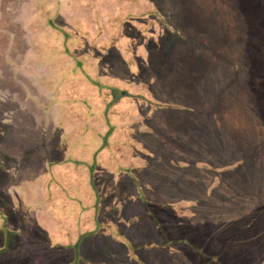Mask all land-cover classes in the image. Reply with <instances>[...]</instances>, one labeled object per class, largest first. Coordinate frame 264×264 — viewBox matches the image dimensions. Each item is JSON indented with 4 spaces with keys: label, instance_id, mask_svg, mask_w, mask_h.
<instances>
[{
    "label": "rangeland",
    "instance_id": "obj_1",
    "mask_svg": "<svg viewBox=\"0 0 264 264\" xmlns=\"http://www.w3.org/2000/svg\"><path fill=\"white\" fill-rule=\"evenodd\" d=\"M40 1L0 0V212L14 230L0 264H264V0H61L51 22L72 24L67 33L52 31ZM94 7L103 28H125L123 38L106 53H92L87 39L68 55L78 28L91 30ZM94 66L114 96L117 82L131 83L128 90L148 92L159 104L140 97V115L150 114L132 125L151 130L150 139L136 134L161 160L144 171L157 193L143 183L148 202L187 203L177 217L155 211L169 243L123 175L118 194L129 223L122 233L133 249L85 229L74 250L63 245L67 232L57 221L67 211L47 201L60 194L45 192L46 168L62 158L63 132L76 135L72 122L64 130L58 119L83 121L70 88L83 87L76 75ZM55 86L65 95L55 97ZM60 167L54 179L70 178L84 193L79 174ZM110 178H96L102 220H115Z\"/></svg>",
    "mask_w": 264,
    "mask_h": 264
},
{
    "label": "trees",
    "instance_id": "obj_2",
    "mask_svg": "<svg viewBox=\"0 0 264 264\" xmlns=\"http://www.w3.org/2000/svg\"><path fill=\"white\" fill-rule=\"evenodd\" d=\"M40 2L45 3L47 8L46 11L48 13L46 12V16L44 18H46V20L49 22L52 31H58V33H67L66 31H73V25L68 24L67 22L59 23V26L52 24V22H54L61 14V0H42ZM93 10L91 30L89 31L86 27L82 29L80 27L78 28L77 34L74 38L77 39V45L74 47L73 51L72 49L67 50L68 55L74 54V52H76L80 46L84 47L87 39L92 42V53L99 50H103L104 53H106L108 48L113 47V45L115 47L114 43H116V41L113 39L119 38L117 40L119 43L121 38H123V29H125L124 27L116 31L111 30L110 28L108 30L103 28L104 25L100 22L96 7H94ZM91 31H94V33ZM105 34L107 35V38ZM129 36L126 37L130 38ZM72 38L73 37L71 36L70 39ZM74 39L70 42L73 43ZM69 46L70 45L65 44L64 47L69 48ZM84 52L87 53V51ZM99 57L100 55H98V59ZM79 62L81 67L82 61L79 60ZM81 73L82 74H80V76H78V74L76 76L80 82L85 83L83 87L76 86L74 88H70L66 85H68V83L70 84L71 82L59 83V85L63 84L67 90L68 88L71 90L74 89L72 91L73 93L71 94L74 95L75 102L72 104H77L76 108L81 111V114L78 113L77 115H81L80 117L83 119V121L77 119L76 115L72 117V119L67 118V122H61L60 119H58V126L64 130L65 125L69 122H72L71 126L73 129H76V132L74 131L76 135H69L71 131L68 134L67 130H63V135L58 144L61 148L60 150L62 152V158H60L55 163L49 162L47 165L46 174H48L49 177L46 176V183L44 186L47 195H50L51 192L54 193L55 189L57 190L55 193L57 195L60 194L58 195L59 197H56L57 199L49 196L47 201L57 200L55 202H58L59 206L64 207L67 211L66 214H63V218L60 219V221H57L60 226H65V224L62 223L65 220L67 223L66 226L69 227V229L65 231L67 233L63 234V239L67 241L70 240V229L75 230V235L79 239L80 237L78 235L81 237L84 235L82 229H85L86 231H88L87 229H90L89 232H91V234L101 232L105 235L113 237L129 250L133 249V246L129 243L127 237L122 233L124 227L129 223L128 220H124V217L121 214V202L119 199L121 195L118 194H123V191L119 189V185L121 176L124 175L131 180V182L139 191L137 197L144 205L147 214L151 216L152 220L157 225L160 233L166 239V242L164 243H169L170 239L164 232V227L161 221L157 218L155 211L161 209L171 211L173 216L177 217L180 207L186 205L187 203L185 201H180L178 203L160 202L157 204H151L145 197L143 191L144 187L140 178L138 177V173L142 172L144 166L152 157V153L142 141H139L136 134L137 132L132 126L135 121H138V119L142 118L140 115L139 102H136L134 96H128L127 92L129 90L125 82H117V85L121 88L120 95L118 97L114 96L113 93L110 92V87L112 84L109 82H98L99 80L95 66L93 69L91 68L89 73ZM93 80L97 82H93ZM143 85L146 86V84ZM57 88L58 87L55 86V97H59L58 94H60V96H64L66 92H61V89L58 90ZM148 96L150 97V95ZM149 97L148 99H150ZM150 100L151 104H154V107L159 105H157V103L152 99ZM56 101H58L57 98ZM137 114H139L138 117ZM65 135L68 137V139H64ZM76 138H79L77 140L82 141L83 144L81 145L88 144L87 151L89 150V153H87L88 155L85 157L79 154L78 150L81 145L79 146L78 144H75ZM71 148H74L72 152ZM57 166H61L62 168L60 167L59 169H62L63 171H70V173L73 175L79 174V183L82 184L83 182V187L85 188L84 190L86 192H84L85 195L79 189L80 186L77 188V185H73L72 180L69 182L68 179L70 178L66 179L67 181L62 180L61 182L54 179L51 172L52 169L56 168ZM101 173L104 175L108 174L111 177L109 180H107V182H105V185H107V188H110L112 191H114L113 197L116 200L114 201L113 207L111 209H113L115 213V220H102L99 217L101 196L99 192L100 185H97L96 178L98 177V174L101 175ZM66 183H69L70 186L68 184L66 186ZM64 187H66L68 191L65 190ZM71 188L74 190L72 191ZM60 189H62V192H60ZM12 231L14 232L12 226H10L8 216L0 212V237L3 241V245L0 247V253L6 251L5 246L7 245L5 243L7 242V237L10 233H12ZM76 244L77 243H72V248L74 246L77 247ZM148 245H152V243ZM130 253L133 255L132 252Z\"/></svg>",
    "mask_w": 264,
    "mask_h": 264
},
{
    "label": "crops",
    "instance_id": "obj_3",
    "mask_svg": "<svg viewBox=\"0 0 264 264\" xmlns=\"http://www.w3.org/2000/svg\"><path fill=\"white\" fill-rule=\"evenodd\" d=\"M107 1V0H106ZM126 2H128V1H126ZM70 7H72V5H70ZM101 7V6H100ZM102 16V15H101ZM101 16H100V22L102 23V22H106V21H104L102 18H101ZM154 16L157 18V14H154ZM164 19V18H163ZM106 20V19H105ZM167 22V21H166ZM131 85V83H129V84H127L126 86L128 87V86H130ZM131 87V86H130ZM128 89H129V87H128ZM141 93H142V91H138V93H136V92H131V89L127 92V94H128V96H134V99L136 100V102H139L140 103V97L141 98H144L146 101L148 100V102H149V104L151 105V100L150 99H148V94L147 93H145L144 95H141ZM151 108L153 109L154 107L153 106H151ZM151 109V110H152ZM147 113V115H145V116H142V117H146L147 118V116H149V114H150V111H147L146 112ZM142 119V118H141ZM141 119H138V121L139 120H141ZM133 126V125H132ZM139 126V128L138 127H135V126H133L134 128H135V130H136V132L138 133V132H144V133H146V134H149V139H150V132H151V130H149V129H147V128H144V127H142V129H141V125L139 124L138 125ZM144 129V130H143ZM139 139V138H138ZM139 141H141V139H139ZM147 147H148V149H149V151L152 153V157L148 160V162H147V164L144 166V169L142 170V172H140V173H138V177L140 178V180H141V182H142V185H143V183L145 184L144 185V187L146 188V190H149V192L151 193L150 195L152 196V197H156V196H154L153 194H157L155 191H153L154 189L152 188V184H151V182L149 181V178L147 179L146 177H145V175H144V171H145V169L147 170V166L148 165H150V164H152V163H156V162H158L160 159H158L157 157H156V154H155V152H154V150H153V147H151V145L148 143L149 142V140H148V142H144V141H142ZM160 147L162 148V146L160 145ZM158 148V147H157ZM161 161V160H160ZM159 161V162H160ZM150 195H148V197L150 196ZM167 196H169V195H167ZM167 196H161V197H159V198H166ZM189 198V197H188ZM57 199V198H56ZM58 225H59V223H58ZM59 227V229L61 230V234H63V231L65 232L67 229H69V227L66 229V228H63L62 226H58ZM88 231L90 230V229H87ZM73 231V232H72ZM71 233H72V235H74L75 236V238H74V240L72 241V242H69V241H67V240H64V242H66L65 244H63L64 246H66V245H70L71 246V244L72 243H77V237H76V235H75V230H73V229H70V236H71ZM84 236V235H83ZM62 237H63V235H62ZM87 238V237H86ZM61 240H63V239H61ZM144 245V244H143Z\"/></svg>",
    "mask_w": 264,
    "mask_h": 264
}]
</instances>
